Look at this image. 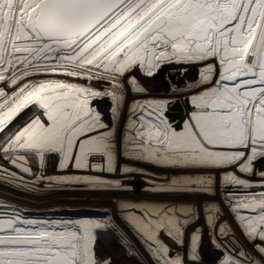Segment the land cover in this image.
I'll return each instance as SVG.
<instances>
[{
    "label": "snow or ice",
    "instance_id": "snow-or-ice-1",
    "mask_svg": "<svg viewBox=\"0 0 264 264\" xmlns=\"http://www.w3.org/2000/svg\"><path fill=\"white\" fill-rule=\"evenodd\" d=\"M166 67L152 96L135 73ZM180 102L178 129L167 111ZM137 177L176 199L63 221L0 202V264H110L97 230L139 261L117 218L144 264H203L205 234L215 264H264V0H0V185L132 192Z\"/></svg>",
    "mask_w": 264,
    "mask_h": 264
},
{
    "label": "rangeland",
    "instance_id": "rangeland-1",
    "mask_svg": "<svg viewBox=\"0 0 264 264\" xmlns=\"http://www.w3.org/2000/svg\"><path fill=\"white\" fill-rule=\"evenodd\" d=\"M170 69L169 68H165L163 70V72H161L159 75L161 76H164L165 78V75L167 72H169ZM189 75H191V73H189ZM61 79H64V77H60ZM139 80H140V83L148 90V92L152 95V96H162L165 94V89L166 87L163 86H159L158 85V82L159 81H155V79H152V80H145V79H142L138 76ZM178 79V78H177ZM152 81V83H151ZM155 81V82H154ZM167 84V81H163ZM155 87H154V86ZM152 89H151V88ZM150 88V89H149ZM156 91H155V90ZM153 90V91H152ZM129 99H131V95L129 96ZM105 104L107 105L108 102L105 100ZM188 107L186 106L183 102H180V103H177L175 104L174 106H172L168 111H167V116L168 118L174 122L175 126L178 127V129L182 126V121L183 119L185 118V108ZM107 108V107H106ZM103 108H100L99 107V110H101ZM105 109V108H104ZM31 109L29 110H26L25 113H23L22 115H20L14 122V125L13 127L15 128L16 127H19V126H22L24 121H26V119L31 115ZM172 114V115H171ZM175 116V117H174ZM178 119V120H177ZM177 120V121H176ZM180 120V121H179ZM178 122V123H177ZM181 123V124H180ZM178 124V126H177ZM54 163L55 161L53 159H50L48 162H47V171H46V174L47 175H55V174H58L55 170V167H54ZM153 171H158V172H161L163 171L162 169H153ZM1 189H0V195H4L3 191L6 192V193H9L11 195H15V197H18V195H20L19 197L20 200H22V204L25 206V205H36L35 203H33L32 201H37V200H44V199H48L49 197L50 198H53L54 196L58 197V194L55 192L54 194H57V195H54V194H51V193H48V192H42V193H31V192H24V190L20 189V190H17V189H14V188H11V187H7V186H4V185H0ZM134 187H135V190L132 191V192H91L88 194V191L84 192V193H81V194H76L79 197L77 199H83V200H86L87 198L91 199H101L102 201H107L109 204H112L113 201L119 199H125V200H130V199H133V197H127L126 196L131 193L133 194L134 198L135 199H138V197L141 195L143 196L144 198V194L142 191H141V181L139 179V177L136 178L135 180V184H134ZM3 189V190H2ZM14 189V190H13ZM10 191V192H9ZM61 192V191H59ZM63 192H61V194H63ZM49 197H48V195ZM60 194V195H61ZM66 195H63V197L65 196H68V195H73V194H68L67 191H65ZM130 194V196H131ZM22 195V196H21ZM40 195V196H39ZM96 195V196H94ZM148 198H144V200H173V199H176L175 197H170V196H151V195H147L145 194ZM47 196V197H46ZM75 196V194H74ZM145 196V197H146ZM152 198H151V197ZM27 199H26V198ZM155 197V198H154ZM10 199L14 200V201H17L16 198H13V197H9ZM24 198V200L22 199ZM34 198V199H33ZM68 198H71V197H68ZM158 198V199H157ZM105 199V200H104ZM32 200V201H30ZM19 201V200H18ZM141 201H143L141 199ZM21 202V201H20ZM28 204H27V203ZM107 208L104 210L105 211V215L106 216H113V217H116V213H117V209L113 210L114 208H116V206L114 204L112 205H105ZM86 213V212H85ZM88 213V212H87ZM86 215L83 213H80L78 212L77 213V217H79L80 219L83 217L84 219L85 218H89V219H97L95 216L96 214H92V212L88 213ZM95 215V216H94ZM229 220H231V217H227ZM116 223L120 225V228H121V231L127 235V237L129 238V240L132 242V244L134 245V247L137 249V251L141 254V259L137 262V258L134 257V256H131L129 255L127 252H126V249L124 246H122V242H121V239H120V235L118 233H111V232H104V231H101V230H97V240L95 242V255L98 259H101V260H104V259H108L110 260V263L111 264H114V263H117V264H144V261L147 260V254H145V251H144V248L141 246L140 242L136 239V237L132 234V232L127 228V226H125L124 224H122L119 219L117 218L116 219ZM203 224H204V221L203 219L200 220V225L202 226V231H204L205 233H207V229L206 228H203ZM233 227H235V225H233ZM131 233V234H130ZM117 234V235H116ZM237 235H239V233H237ZM134 236V237H133ZM133 239V240H132ZM164 239L166 240V242L172 246L173 248H175L176 246L174 245L173 241L170 240V239H167V237H164ZM241 240H243V237H240ZM99 240V241H98ZM136 241V242H135ZM203 247L201 249V254H202V259L204 261V264H215V261L217 259V257L219 256V252L216 251L214 248H212L210 245H209V240H208V236L207 234L204 235V238H203ZM103 242V243H102ZM208 246V248H207ZM139 247V248H138ZM205 247V248H204ZM250 247V246H249ZM212 249V250H211ZM205 250V251H204ZM216 251V252H215ZM210 252V253H209ZM218 252V253H217ZM217 254V255H216ZM211 257V258H210ZM132 258V259H131ZM133 258L136 260V262L133 260ZM210 260V261H209ZM121 261V262H120ZM143 262V263H142Z\"/></svg>",
    "mask_w": 264,
    "mask_h": 264
},
{
    "label": "bare ground",
    "instance_id": "bare-ground-1",
    "mask_svg": "<svg viewBox=\"0 0 264 264\" xmlns=\"http://www.w3.org/2000/svg\"><path fill=\"white\" fill-rule=\"evenodd\" d=\"M163 72V71H162ZM135 75L139 76L142 79L145 80H152V79H148V78H144L142 76H140V74L137 72L135 73ZM155 81H159L158 85L163 87H167V84L163 81H166V79L164 78V76L161 75H157L155 78ZM153 81V80H152ZM151 81V83H152ZM154 81V82H155ZM154 86V85H153ZM155 87V86H154ZM151 88V87H150ZM149 88V89H150ZM152 89V88H151ZM155 90V89H154ZM153 91V90H152ZM156 91V90H155ZM165 92V91H164ZM96 106L99 108H103L100 111L104 112L106 111V107L107 105L105 104V101L102 102H96ZM105 108V109H104ZM172 115V114H171ZM175 117V116H174ZM178 120V119H177ZM176 120V121H177ZM180 121V120H179ZM25 122V121H24ZM178 123V122H177ZM176 124V123H175ZM181 124V123H180ZM178 126V124H177ZM16 127V126H15ZM20 127V126H19ZM178 128V127H177ZM8 187V186H7ZM1 189V187H0ZM3 190V189H2ZM14 190V189H13ZM10 192V191H9ZM25 192V191H24ZM58 194V197L54 196L53 198H50L48 195V199H44V200H37V201H32L33 203H35L36 205H23L22 204V200H20L21 197H19L20 195H18V197H15V195H11L9 193H6L3 191L4 195H0V202H4L7 205H11L16 209H20L21 210V215L29 218V219H36V220H43V221H50V220H57V221H63V220H87V218H79L77 217V213H83L86 215V213H90L92 212V214H96V218L97 219H103L106 217V213H105V209L107 208L105 205H112L114 204L116 206V202L119 200H115L113 201L112 204H109L107 201H102L101 199H89L87 198L86 200L81 199H77L79 197L76 198V194H81L84 193L86 191H80V190H73V191H67L68 194H73V195H68L63 197L64 194H61V192L59 191H54L51 192V194L54 193ZM91 192H88V194ZM95 193V192H94ZM54 194V195H57ZM61 194V195H60ZM75 194V196H74ZM129 193L127 197H133V199L130 200H135V201H141L144 200V198H148L145 194H144V198L143 196H139L138 199H135L133 194ZM22 196V195H21ZM40 196V195H39ZM96 196V195H94ZM146 196V197H145ZM9 197H13L16 198L17 201H14L12 199H10ZM47 197V196H46ZM71 197V198H68ZM151 197V196H150ZM26 198V197H25ZM152 198V197H151ZM155 198V197H154ZM24 200V198H22ZM27 199V198H26ZM34 199V198H33ZM158 199V198H157ZM19 200V201H18ZM105 200V199H104ZM21 201V202H20ZM27 203V202H26ZM28 204V203H27ZM117 208H114L113 210H115ZM8 211H10L11 209H7ZM116 211V210H115ZM86 212V213H85ZM87 213V214H88ZM91 214V213H90ZM87 216V215H86ZM89 219V218H88ZM207 232V231H206ZM131 234V233H130ZM117 235V234H116ZM134 237V236H133ZM133 240V239H132ZM99 241V240H98ZM136 242V241H135ZM204 242V241H203ZM103 243V242H102ZM139 248V247H138ZM205 248V247H204ZM208 248V246H207ZM212 250V249H211ZM205 251V250H204ZM140 252V251H139ZM216 252V251H215ZM210 253V252H209ZM218 253V252H217ZM146 254V253H145ZM217 255V254H216ZM211 258V257H210ZM132 259V258H131ZM133 260L136 262V260L133 258ZM205 261V260H204ZM203 261V264H204ZM210 261V260H209ZM121 262V261H120ZM138 262V260H137ZM143 263V262H142ZM111 264V263H110ZM117 264V263H114ZM208 264V263H207Z\"/></svg>",
    "mask_w": 264,
    "mask_h": 264
}]
</instances>
